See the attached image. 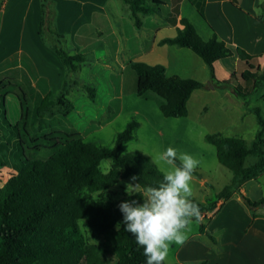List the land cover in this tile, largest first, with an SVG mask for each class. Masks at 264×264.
I'll list each match as a JSON object with an SVG mask.
<instances>
[{
	"label": "trees",
	"instance_id": "16d2710c",
	"mask_svg": "<svg viewBox=\"0 0 264 264\" xmlns=\"http://www.w3.org/2000/svg\"><path fill=\"white\" fill-rule=\"evenodd\" d=\"M121 1L129 7L137 29L142 28L144 16L155 14L164 6V0ZM5 3L6 0H0V21ZM262 7L264 11V3ZM199 12L203 16L201 8ZM56 20L55 0H40L38 36L59 57L66 76L64 86L55 98H43L37 109L39 119L52 115L57 107L65 110L64 116L74 111L75 106L68 95L72 87L80 86V83L70 80L69 76L80 72L86 62L83 53L72 55L63 49L66 36L58 31ZM259 20L264 23V15ZM180 23L177 35L160 44L186 48L199 56L210 71L208 83L179 75L167 76L163 65L143 62L129 65L137 74V95L145 100L154 99L164 117H187L188 102L198 90H228L242 100L264 90V70L256 57L242 49L233 50L217 35L203 40L186 18ZM233 55L238 58L239 69L228 80H217L214 64ZM85 88L94 94V89ZM11 95L18 99L20 111L28 113L26 91L14 77L6 75L0 79V168L12 167L13 172L0 189V264H146L143 249L132 234L125 231L123 214L118 207L122 201L135 199L141 203L143 198L133 194L110 201L103 195L123 179L137 177L132 181L142 187L157 186L162 180V171L147 155L140 152L121 154L122 146L135 138L139 123L130 122L117 135L113 147L86 142L75 131H55L31 138L27 143L22 134V131L29 134L27 120L20 127L19 120L12 123L9 119L7 97ZM252 111L260 130L251 146L242 138L225 137L221 133L206 136V141L216 148L219 163L234 177L231 184L207 204L194 201L200 212L213 211L220 202V208L223 207L239 193V187L244 183L264 175V109L256 107ZM32 144L34 148H31ZM39 148L48 150L49 157H28L27 151H38ZM252 157L256 161L248 165ZM104 160L112 161L106 173L101 170ZM193 176L202 177L196 170ZM96 193H99L98 199L93 198ZM240 195L254 219L264 218V215H257L258 210L264 209V198L252 201ZM79 221L87 224L89 239L98 244L87 241ZM200 233L217 244V239L202 221Z\"/></svg>",
	"mask_w": 264,
	"mask_h": 264
},
{
	"label": "rangeland",
	"instance_id": "374dc122",
	"mask_svg": "<svg viewBox=\"0 0 264 264\" xmlns=\"http://www.w3.org/2000/svg\"><path fill=\"white\" fill-rule=\"evenodd\" d=\"M28 1L23 3V0H9L7 3L9 14H13V18L19 22V27L13 35L14 47L18 46L20 33L26 32L27 35L36 23L39 24V1L31 0L27 4ZM82 4L80 2L75 6L79 15L83 14ZM107 10L112 14L116 24H120L124 18L125 26H132L127 6L121 0H111ZM24 20H27L25 21L27 25L23 24ZM82 21H86V17H80V22ZM91 28L89 25L88 30L84 29L83 33L88 42L82 44L80 48L86 57V62L80 72L69 76L70 80L80 83V86H73L68 95V99L75 106L74 111L64 116L65 110L57 107L52 115H45L39 119L37 109L43 97L53 99L56 94L53 96L39 94L31 87L28 79L21 72H17L12 77L27 93L28 102L25 107L28 113L20 111L18 99L11 95L7 97L9 119L12 123L19 120L20 127L24 120H27L26 127L30 135L22 131L27 143L31 138L36 139L55 131H75L80 133L86 142L105 147H113L117 135L124 131L130 122L137 121L139 127L135 131V138L122 146L121 154L135 152L145 154L160 171H162L161 165L155 162V157L168 147L171 146L179 152L192 155L200 161L196 171L202 175V177L193 176L192 199L207 204L231 184L234 175L219 163L216 148L206 141V136L221 133L225 137L242 138L248 146H251L260 130L252 109L256 107L264 109L263 90L246 100L238 98L228 90L217 89L216 94H212L210 90H202V96L197 94L200 96L195 95L191 101L189 100L187 117L166 118L154 99L145 100L137 95V74L128 64L132 61V57L127 45L122 44V52L117 60L111 51L112 47L106 49L97 40L103 36L106 29L100 26ZM126 31L130 32L129 29ZM133 31L137 33L136 29ZM65 36L66 41L62 47L67 53L74 54L72 46L67 44L70 36ZM190 53L192 58L200 61L196 54ZM57 59L60 62L58 57ZM187 74L183 73L182 76ZM6 75L0 74V79ZM209 77L210 72L207 68L196 75V80L204 82ZM85 86L94 89V94L91 95ZM34 146L32 144L31 148ZM27 155L30 158L46 159L50 152L39 148L38 151H27ZM255 161L256 158L252 157L248 165ZM111 165V160H104L101 163L102 172H108ZM11 172H13L12 167L0 168V189ZM129 183H134L131 178L121 180L119 184L105 192L104 197L110 201H117L128 196L125 188ZM244 184L239 187V193L233 195L213 220L222 202L213 211L201 212V221L206 224L208 232L217 239V244H214L207 236L201 235V221L194 220L187 233L186 242L182 246L174 244L170 247L167 264H199L201 262L264 264V218L254 219L240 195L242 194L240 190L244 188L245 196L250 200L257 201L264 198V175L257 180L249 181L245 187ZM93 198L98 199L99 193L93 194ZM262 213L264 209L257 211L259 216H263L260 215ZM78 224L89 243H99L89 239L88 226L84 221H79ZM221 249H223V255L216 259L215 253ZM110 259L113 261L111 257Z\"/></svg>",
	"mask_w": 264,
	"mask_h": 264
},
{
	"label": "crops",
	"instance_id": "0c3cea01",
	"mask_svg": "<svg viewBox=\"0 0 264 264\" xmlns=\"http://www.w3.org/2000/svg\"><path fill=\"white\" fill-rule=\"evenodd\" d=\"M8 1L6 0L0 21V74L13 76L21 72L39 94L57 95L64 86L66 69L61 60L58 61V56L40 40L38 36L40 18L39 24L36 23L27 35L26 32L20 33L18 46L14 47L13 35L19 27V22L13 18V14H9ZM25 1L27 0H23V3ZM38 1L40 4V0ZM55 1L58 9V31L70 36L67 44L72 46L74 54L82 53L80 50L82 44L88 42L83 33L84 29H87L89 25L91 29L100 26L106 29V32L97 40L106 49L112 47L111 51L117 60L122 52V44H126L132 57V61L128 62L129 65L131 62H143L152 66L163 65L167 76L179 75L196 79L197 74L208 68L199 56L197 57L200 61L192 58L190 53L192 51L186 48L160 44L164 39L174 38L178 29L181 28V20L186 18L195 26L203 40L208 41L217 35L220 41L233 50L242 49L256 57L261 69L264 70V23L259 20L264 15L262 7L264 0H164V6L157 13L143 17L141 29L134 26L127 5L129 17L132 20V26L128 27L123 23L124 18L120 24L113 21L112 14L107 10L111 0ZM80 2L83 3L81 15L75 9ZM200 8L203 16L199 12ZM80 17H86V21L80 22ZM25 21L27 20H24L23 24L27 25ZM134 29L137 33L133 31ZM239 66L236 55L217 61L214 64L216 79L228 80ZM183 73L188 74L182 76ZM210 79L211 75L203 83H208ZM210 91L216 94L217 89ZM201 92L202 90L195 91L190 101L197 94L202 96ZM247 184L248 182L244 184V187ZM240 193L245 196V189L242 188ZM223 207L220 210L218 208L219 211L212 220ZM222 255L223 249L215 253V258L219 259Z\"/></svg>",
	"mask_w": 264,
	"mask_h": 264
},
{
	"label": "clouds",
	"instance_id": "9594fccd",
	"mask_svg": "<svg viewBox=\"0 0 264 264\" xmlns=\"http://www.w3.org/2000/svg\"><path fill=\"white\" fill-rule=\"evenodd\" d=\"M155 162L161 165L163 173L157 186L129 183L125 188L129 197L138 194L143 203L130 199L118 205L125 231L131 233L143 249L146 264H164L170 247L182 246L190 225L202 219L199 206L192 199L193 173L200 161L170 146L155 157ZM116 228L119 230V223Z\"/></svg>",
	"mask_w": 264,
	"mask_h": 264
}]
</instances>
